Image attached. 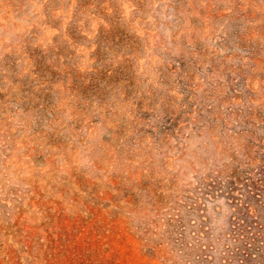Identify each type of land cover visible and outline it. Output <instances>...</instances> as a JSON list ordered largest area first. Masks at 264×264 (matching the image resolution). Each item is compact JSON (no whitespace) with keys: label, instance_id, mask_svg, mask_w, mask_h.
Here are the masks:
<instances>
[{"label":"rangeland","instance_id":"obj_1","mask_svg":"<svg viewBox=\"0 0 264 264\" xmlns=\"http://www.w3.org/2000/svg\"><path fill=\"white\" fill-rule=\"evenodd\" d=\"M0 264H264V0H0Z\"/></svg>","mask_w":264,"mask_h":264}]
</instances>
